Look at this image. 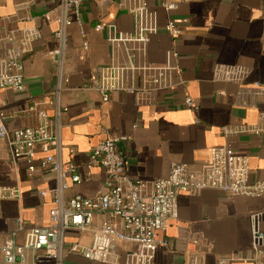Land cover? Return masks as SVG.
<instances>
[{
  "label": "crops",
  "instance_id": "1",
  "mask_svg": "<svg viewBox=\"0 0 264 264\" xmlns=\"http://www.w3.org/2000/svg\"><path fill=\"white\" fill-rule=\"evenodd\" d=\"M156 19V32L149 38L144 53L128 59L125 46L111 44L106 28L113 25L118 31L132 33L136 18L130 13L128 0H85L79 7L81 29L71 24L67 30L64 55V75L68 83L59 104L66 111L61 115L59 133L61 161L73 164L84 176L91 149L109 136L127 138L118 146L127 174L134 180L150 181L167 175L172 163H183L197 171L209 160L212 147L227 146L249 158L250 180H264V132L227 136L224 127L262 125L259 115L264 105L255 108L243 105L248 91L237 97L240 86L212 81L216 64L238 65L250 70L245 88L257 81L264 85V0H186L167 13L162 0H146ZM30 17L33 21L6 22L5 17ZM53 0H3L0 4V38L8 30L36 26L41 37L33 44V51L22 60L24 86L22 93L0 89V109L9 117L8 130L31 128L40 124L37 116L26 113L33 101H41L53 92L56 68L50 52L57 47L53 37L57 29ZM171 18L180 35L172 42L164 26ZM80 31L84 33L81 36ZM86 42L87 48H83ZM175 50L171 60L179 69L169 74L174 84L158 91L154 97L137 100L125 92H112L107 101L95 91L98 68L111 64L160 66L166 53ZM150 75L146 73L145 76ZM142 73L134 76L141 85ZM221 92V94H219ZM191 98L194 108L185 105ZM49 118L53 110L45 109ZM43 154L37 152L34 165L38 167ZM65 198L79 195L94 198L102 192L104 174L99 166L91 169L88 181L72 184L69 176ZM56 176L38 171L27 175V164L12 161L6 144L0 140V189L17 188L19 199L0 200V245L15 228L20 214L27 226H47L52 208L51 196H40L52 190ZM263 212L260 228L264 233V195L258 198L228 197L215 190H203L197 195L182 193L177 199V219L172 221L161 238L167 245L158 248L153 264H184L189 253L201 252L206 264L231 253L247 254L250 248L249 216ZM97 221L99 218L96 219ZM89 233L68 232L66 240L88 244ZM19 234L17 242L21 243ZM197 239L199 244H193ZM209 246L210 249H209ZM121 245L120 252L129 249ZM0 264H3L0 258ZM27 264H51L43 259L27 256ZM63 264L88 263L79 256H68Z\"/></svg>",
  "mask_w": 264,
  "mask_h": 264
},
{
  "label": "built area",
  "instance_id": "2",
  "mask_svg": "<svg viewBox=\"0 0 264 264\" xmlns=\"http://www.w3.org/2000/svg\"><path fill=\"white\" fill-rule=\"evenodd\" d=\"M3 0H0V4ZM85 0H53L57 29L53 34L57 47L50 52L55 64V85L50 97L41 101H33L26 113L39 118L40 124L31 128L8 130V116L0 109V140L9 151L12 161L24 160L27 164V175L32 177L38 171L51 172L56 176L55 187L40 196L50 194L52 208L48 213L47 226H27L19 214L15 219V228L4 238L0 245V258L3 264H27L28 254L35 259H43L51 264H63L71 255H76L88 263L94 264H153L158 248L166 246L167 241L161 235L169 224L177 219V199L182 193L197 195L203 190H215L228 197L258 198L264 195V180H250L249 158L234 152L227 146L212 147L209 160L197 171H191L183 163H172L166 176L150 181L134 180L126 170V162L118 149L125 137L109 136L94 146L84 165V176L78 173L73 164L61 161V140L59 122L66 111L59 101L68 78L64 75V55L66 51V30L75 23L82 27L79 7ZM101 2L103 0H88ZM132 7L130 13L136 18V27L132 33L118 31L113 25H98L97 30L106 28L108 41L113 45L125 46L128 59H134L138 53H144L149 38L156 32V19L150 12L146 0H128ZM186 0H162L161 7L170 13L178 4ZM6 22L33 21L30 17L11 16L2 18ZM165 30L172 42L180 35L176 23L168 18ZM82 37L84 33L80 31ZM41 37L36 26L10 29L0 38V89H10L16 93L25 90L23 64L24 56L33 51V44ZM83 48H87L86 42ZM177 58V52L166 53L165 63L160 66L135 64L131 61L126 66L109 65L98 68V84L95 91L103 101H107L112 92H125L136 96L137 100L154 97L162 90L174 84L169 74L178 73L171 60ZM142 73L141 85H135L134 76ZM146 73L150 75L145 76ZM250 75L248 68L216 64L212 70V81L240 86L237 97L243 91L248 96L243 105L252 108L264 105V85L254 81L250 87L245 86ZM221 94V92H219ZM184 103L189 108L195 104L187 97ZM46 108L53 110L49 118ZM264 122V112L259 115ZM262 125L251 127H224L227 136L243 133H262ZM37 152L43 154L38 167L34 165ZM99 166L104 174L103 190L94 198L73 195L65 198L68 185L64 181L69 176L72 184L88 181L91 169ZM19 199L17 188L0 189V200ZM263 212H255L250 220V248L247 254L231 253L214 259V264H264V233L260 228ZM99 218L97 221L96 219ZM89 233V243L68 242V232ZM19 234L23 235L21 243L17 242ZM193 244H199L192 239ZM121 245L130 246L123 252ZM211 246H209L210 249ZM184 264H206L201 252L189 253Z\"/></svg>",
  "mask_w": 264,
  "mask_h": 264
}]
</instances>
